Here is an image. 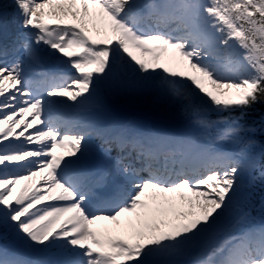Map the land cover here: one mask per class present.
I'll return each mask as SVG.
<instances>
[{
	"label": "snow or ice",
	"instance_id": "1",
	"mask_svg": "<svg viewBox=\"0 0 264 264\" xmlns=\"http://www.w3.org/2000/svg\"><path fill=\"white\" fill-rule=\"evenodd\" d=\"M116 78L215 118L85 111ZM257 182L264 0H0V264H264Z\"/></svg>",
	"mask_w": 264,
	"mask_h": 264
},
{
	"label": "rangeland",
	"instance_id": "2",
	"mask_svg": "<svg viewBox=\"0 0 264 264\" xmlns=\"http://www.w3.org/2000/svg\"><path fill=\"white\" fill-rule=\"evenodd\" d=\"M149 91L153 92L152 97H153V100L156 101L155 100L156 93L152 90H149ZM119 97L120 96L118 95V98ZM126 100L128 99L126 98ZM131 104L136 105L139 108L141 106H145L144 103L141 101V99L137 103L131 102ZM168 104H172L174 105V107L167 106ZM184 107L185 105H182L180 101H167L166 105H155L152 110H153L155 117L160 118L161 120H164L165 117H167V115L160 114V113H167L169 114L168 116H174V115L178 116L180 114V119H178L177 123L184 125V126L188 125V123L190 124V121L194 119L197 115H200L199 113H203L202 112L203 110L209 111L208 106L203 101H200V100H197L194 106L188 105L186 114L181 115V111ZM211 117L215 118V116H211ZM234 215H235L234 210L226 212L221 218V220L219 221L217 229L214 232L209 233L204 238H202L201 243L209 244L212 241L215 242L217 239V236L220 233L231 231L234 227V223H233ZM193 256H194V253H193ZM186 258L190 259L192 257H186Z\"/></svg>",
	"mask_w": 264,
	"mask_h": 264
},
{
	"label": "bare ground",
	"instance_id": "3",
	"mask_svg": "<svg viewBox=\"0 0 264 264\" xmlns=\"http://www.w3.org/2000/svg\"><path fill=\"white\" fill-rule=\"evenodd\" d=\"M9 11H13V9H9ZM89 110L96 111L97 113H100V114L104 115L106 118L109 117L107 115V109L105 107H103V106H100L99 102L97 100H95V99L92 102V104L89 106V108L85 109V111H89ZM114 114H116L114 111L110 112V115H114Z\"/></svg>",
	"mask_w": 264,
	"mask_h": 264
}]
</instances>
